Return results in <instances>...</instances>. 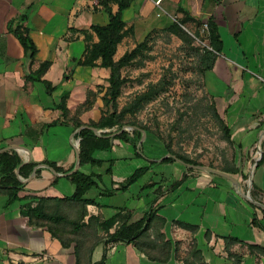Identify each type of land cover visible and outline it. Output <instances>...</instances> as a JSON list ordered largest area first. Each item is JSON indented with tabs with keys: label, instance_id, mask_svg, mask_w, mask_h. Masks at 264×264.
Returning <instances> with one entry per match:
<instances>
[{
	"label": "crops",
	"instance_id": "1",
	"mask_svg": "<svg viewBox=\"0 0 264 264\" xmlns=\"http://www.w3.org/2000/svg\"><path fill=\"white\" fill-rule=\"evenodd\" d=\"M111 10L115 13L117 6L111 5ZM21 16L36 48L31 66L11 30ZM121 16L132 32L118 45L115 61L153 30L188 19L214 20L222 51L206 80L230 129L238 171L228 175L239 187L208 172H187L177 161L160 163L167 152L146 133L135 148L114 140L110 151L94 152L100 164L79 165L77 170L94 182L84 195L94 203L86 206L79 227L72 230L59 225L56 238L46 226L30 224L21 215V207L40 198L52 200L46 209L68 222L80 218L76 203L57 202L74 193L66 176L76 165V140L75 130L63 121L55 105L62 93H68L66 105L73 113L89 99L92 107L79 119L84 124L100 119L109 71L76 62L86 44L79 31L106 26L109 19L97 0H0V150L15 151L23 164L34 162L40 169L38 177L36 169L28 179L16 170L24 184L18 193L20 201L8 204V197L0 194V264H98L103 254V264H184L185 259L199 258L195 251L205 264H232L224 249L225 238L264 246V232L250 224L255 215L264 228L261 214L238 194L244 193L248 174L264 204V0H162L160 9L149 0H133ZM187 25L194 27L190 22ZM47 60L51 66L42 79L58 86L50 96L41 83L26 81L29 71ZM258 149L263 161L251 169ZM44 161L62 172L53 174ZM137 171H142L140 176L127 183ZM183 175L186 179L175 186ZM150 210L154 218L141 238L143 250L133 244H103L105 221L120 213L134 223ZM231 252L241 254V264L258 261L238 244Z\"/></svg>",
	"mask_w": 264,
	"mask_h": 264
},
{
	"label": "trees",
	"instance_id": "2",
	"mask_svg": "<svg viewBox=\"0 0 264 264\" xmlns=\"http://www.w3.org/2000/svg\"><path fill=\"white\" fill-rule=\"evenodd\" d=\"M98 5L101 9L108 15L109 22L106 26L92 25L87 30L79 31L81 35L84 36L85 50L82 58L76 62L78 66L83 67H100L107 69L109 71L108 87L102 98L104 110L98 122L90 121L87 124L82 123L79 119L80 114L83 111H87L92 107V102L86 99L84 104L79 106L73 113L69 111L66 105L68 99V93H62L59 97V102L55 105V108L60 111L61 117L65 123L70 125L74 130L83 128L79 133L74 135V139L78 141V152H79V165L80 167L86 164L98 165L100 162L93 158V154L96 151H110L113 146L114 140H120L123 142L131 143L135 148L141 138L142 132L148 133L156 137L164 146L168 157L161 160L160 163L168 164L173 163L176 160H180L183 164L203 166L195 160L190 159L188 156L175 153L171 150L170 146L165 144L164 140L155 134L149 128L136 124L133 122H128V117H133L137 112H139L146 104L151 102L158 94L165 90L163 83H158L152 85L146 92L136 95L128 104L122 108H118V99L122 94V88L126 83V79L122 76V70L130 66L142 52L148 47L149 39L154 32L159 30L151 31L145 39L136 44L133 49L125 52L117 61L114 60V55L116 53L118 45L122 42L124 37L132 32L131 28L126 29L125 23L122 21V12L127 9L133 0H97ZM111 5L117 6V11L115 13L111 10ZM24 17L21 16L20 20L11 25V30L18 39L20 45L22 46L27 61L29 65L33 63L34 55L36 53V48L30 39L26 28L23 26ZM187 22L193 23L195 29H200L203 24L208 27V35L205 37L206 46L200 51L197 50L198 56V71L201 75H205L207 72L211 71L216 60L217 54L222 51V41L220 39V34L218 32V26L212 18L207 19L204 23L201 20L188 19L180 23V25L173 23L162 32L171 35L178 36L182 38L185 42L191 44L193 39L182 29ZM93 37L97 39L93 42ZM197 37V34L194 35ZM51 66V60H47L39 65L37 70L29 71L26 76L27 82H39L41 83L46 91L47 95H52L54 91L58 88L57 85H52L50 82L43 80L42 77L46 71ZM65 80V76L63 77ZM90 93H88V96ZM212 112L214 117L220 124L221 130L224 133L225 140L228 144L233 145L231 140L230 129L226 122L219 115L217 108L212 107ZM90 128H94L100 131L99 134H95ZM123 128H130L129 131L122 130ZM122 130V131H121ZM263 161V156L261 157V163ZM38 164L30 162L28 164H23L21 157L15 151H5L0 153V194L8 197V204L20 201L18 193L23 190L24 184L17 178L16 170H18V175L22 179H28L31 175L33 169ZM48 168H51L57 173H61L62 170L56 167L54 163L47 161L43 162ZM185 167V166H184ZM207 168L225 173V174H235L238 171L237 166H230L224 168H216L212 166H207ZM187 172H197L201 173L199 170H194L190 168H185ZM142 171H137L134 176L127 182L131 183L135 181ZM40 174V169L36 170L35 176L38 177ZM186 175L182 176L180 182H177L175 186L179 185L182 181L186 179ZM69 182L74 186V193L71 197L59 200L57 202H73L79 206L80 218L77 221L68 222L66 218L55 213L50 212L46 209V204L50 199L40 198L35 204H26L21 207V215L27 217L30 224H35L36 226H46L52 237H58L55 233L57 226L61 225L69 226L72 230L76 226H80V220L86 215V206L93 204L91 200L84 198V195L88 190L94 186L90 176L82 174L79 170L66 176ZM252 198L263 204L262 200L259 198L255 191V187H251ZM246 202V201H245ZM246 204L253 210L261 214V221H264V211H261L254 207L252 204L246 202ZM264 205V204H263ZM154 218V214L150 211L144 214V216L134 223H128V219H123L120 213L116 214L111 219L104 222L103 230L106 231L107 235L103 240L104 245L108 244H133L138 249L143 250L141 247V238L144 237L145 233L148 231L150 224ZM250 224L253 227L259 228L264 232L263 226L258 222V219L253 215ZM117 225L116 229L112 234L108 231L110 228ZM187 228L195 230V227ZM60 240V239H59ZM61 241V240H60ZM225 251L227 253L228 259L232 264H241L242 256L240 253H234L232 251L233 245H240L244 249V253L248 256H254L256 258H264V246L256 244H247L238 239L225 238ZM62 245L65 246L66 242L61 241ZM198 259H194L190 262L189 259L184 260V264H205L200 258V253L198 251L194 252ZM105 261V254H103L101 261L98 264H103Z\"/></svg>",
	"mask_w": 264,
	"mask_h": 264
},
{
	"label": "rangeland",
	"instance_id": "3",
	"mask_svg": "<svg viewBox=\"0 0 264 264\" xmlns=\"http://www.w3.org/2000/svg\"><path fill=\"white\" fill-rule=\"evenodd\" d=\"M182 29L193 39L191 44L159 30L151 35L142 55L122 70L126 83L118 99V108L161 82L165 90L127 121L149 128L173 152L206 167L236 166L235 148L226 142L212 112V107L218 111L219 106L207 86V73L201 75L198 71L197 50L206 46V36L195 27L187 25ZM121 51L120 47L119 53ZM218 113L220 115V110ZM244 179L246 193L251 189L248 174ZM255 264H264V258H259Z\"/></svg>",
	"mask_w": 264,
	"mask_h": 264
},
{
	"label": "water",
	"instance_id": "4",
	"mask_svg": "<svg viewBox=\"0 0 264 264\" xmlns=\"http://www.w3.org/2000/svg\"><path fill=\"white\" fill-rule=\"evenodd\" d=\"M83 128H85V127H80V128H78V129H76L75 132H74V135L77 134V133H79ZM90 129H91L95 134H98V131H97L96 129H94V128H90ZM122 130H124V129H122ZM122 130H121V131H122ZM145 136H146V133L143 131V132H142V137L140 138V140H139V142H138V145L142 143V141L144 140ZM8 149H10V148H8ZM3 151H5V150H0V152H3ZM168 156H169V155L167 154V157H168ZM75 159H76V165H75L73 171L70 172L69 174L75 172V171L78 169V167H79V152H78V145L75 147ZM260 159H261V153H260V151H259V149H258V151H257V160H256L255 163L253 164V167L257 165V163L260 161ZM176 161L179 162V163H181L183 166H185V168H190V169H194V170L204 171V172H208V173H211V174H214V175L220 176V177H222V178L228 180L229 182H231V184H232L233 186H235L236 188L239 187L238 182H237L232 176H230V175H228V174H225V173H222V172H219V171H216V170H213V169L207 168V167H203V166L186 165V164H183L180 160H176ZM36 169H37V167L34 168L33 173H32V176L34 175V172H35ZM17 172H18V171H17ZM52 172H53V174L58 175L55 171H52ZM248 181L250 182V176H249V178H248ZM250 183H251V182H250ZM238 194H239V196H240L242 199H244L246 202L252 204V205H253L254 207H256L257 209H259V210H261V211H264V205H263V204H260V203H258V202H256V201L252 198V196H251V189L247 190L246 193H240V192H238Z\"/></svg>",
	"mask_w": 264,
	"mask_h": 264
},
{
	"label": "built area",
	"instance_id": "5",
	"mask_svg": "<svg viewBox=\"0 0 264 264\" xmlns=\"http://www.w3.org/2000/svg\"><path fill=\"white\" fill-rule=\"evenodd\" d=\"M151 1L155 7H157L158 9H160V3L162 2V0H149ZM159 16V14L157 15ZM200 32L201 34L203 33L204 36H206L207 32H208V28L206 24H203L200 28ZM126 131H129L130 128H123ZM100 133V131H98V134ZM78 145V141H76V146Z\"/></svg>",
	"mask_w": 264,
	"mask_h": 264
}]
</instances>
